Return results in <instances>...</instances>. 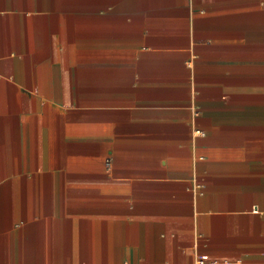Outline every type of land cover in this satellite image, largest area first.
<instances>
[{"label": "crops", "instance_id": "obj_1", "mask_svg": "<svg viewBox=\"0 0 264 264\" xmlns=\"http://www.w3.org/2000/svg\"><path fill=\"white\" fill-rule=\"evenodd\" d=\"M199 258L264 264V0H0V264Z\"/></svg>", "mask_w": 264, "mask_h": 264}, {"label": "built area", "instance_id": "obj_2", "mask_svg": "<svg viewBox=\"0 0 264 264\" xmlns=\"http://www.w3.org/2000/svg\"><path fill=\"white\" fill-rule=\"evenodd\" d=\"M253 210L254 211H258V208L257 207H254ZM203 263H204V259L199 258L198 259V264H203Z\"/></svg>", "mask_w": 264, "mask_h": 264}]
</instances>
